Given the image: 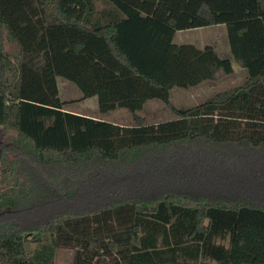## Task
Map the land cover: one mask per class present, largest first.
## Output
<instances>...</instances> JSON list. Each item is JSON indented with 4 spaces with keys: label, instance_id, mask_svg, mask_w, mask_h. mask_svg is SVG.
<instances>
[{
    "label": "trees",
    "instance_id": "1",
    "mask_svg": "<svg viewBox=\"0 0 264 264\" xmlns=\"http://www.w3.org/2000/svg\"><path fill=\"white\" fill-rule=\"evenodd\" d=\"M99 3L0 0V264H264V0ZM215 26L247 81L176 110L234 72L174 43ZM59 78L133 125L67 112ZM150 101L175 118L146 123Z\"/></svg>",
    "mask_w": 264,
    "mask_h": 264
},
{
    "label": "rangeland",
    "instance_id": "2",
    "mask_svg": "<svg viewBox=\"0 0 264 264\" xmlns=\"http://www.w3.org/2000/svg\"><path fill=\"white\" fill-rule=\"evenodd\" d=\"M101 5L102 0H99ZM174 43L176 45H193L198 49H205L206 47H212L215 49L217 54L222 59H228L233 63L234 72L230 76H219V78L213 82H206L197 87L189 89L174 88L171 91V103L176 110H187L199 106L205 103L208 99L214 95L230 91L236 87L241 86L247 81V72L233 60L231 55L227 30L225 27H209L203 29H194L191 31H185L177 33L174 37ZM57 84L59 88V97L62 101L69 100H81L82 94L80 90L72 83L59 78L57 79ZM78 100V102H80ZM92 102V101H91ZM72 106L71 108H82L81 103ZM90 104V103H89ZM90 113L93 111L89 110ZM94 115L102 119L103 121L120 123L121 125L131 126L133 125L132 114L125 109H118L115 112L108 113L105 115L94 111ZM146 120V123H160L175 118V114L171 109L166 107L160 101H150L148 102L144 110L140 113ZM3 139L1 128H0V141ZM13 160L12 157L9 161ZM1 151H0V190L6 189L4 185L1 184ZM201 180V179H198ZM195 180V181H198ZM204 181V180H203ZM210 183H218V179L214 178L210 180ZM186 182H194L187 181ZM74 250H58L55 256V264H74Z\"/></svg>",
    "mask_w": 264,
    "mask_h": 264
},
{
    "label": "crops",
    "instance_id": "3",
    "mask_svg": "<svg viewBox=\"0 0 264 264\" xmlns=\"http://www.w3.org/2000/svg\"><path fill=\"white\" fill-rule=\"evenodd\" d=\"M215 27L219 28V27H224V26H215ZM189 31H191V30H189ZM183 32H185V31H183ZM178 33H180V32H178ZM78 100H80V99H78ZM78 100L65 101L66 103H68L66 105V107H65L66 111L70 112V113H73V114L81 115V116H87V117H92L94 119H99V117L94 115V113H95L94 111L97 110V112H98V102H97L96 98H92V99H88V100H84V101H80V102H78ZM75 103H81L80 105H82V108H77V109L71 108L74 105L79 106L78 104H75ZM89 110L93 111V113H90ZM111 123H113V122H111ZM114 124H117V125H120V126H125V125H121L120 123H114Z\"/></svg>",
    "mask_w": 264,
    "mask_h": 264
}]
</instances>
